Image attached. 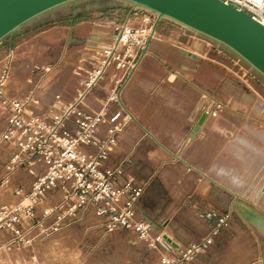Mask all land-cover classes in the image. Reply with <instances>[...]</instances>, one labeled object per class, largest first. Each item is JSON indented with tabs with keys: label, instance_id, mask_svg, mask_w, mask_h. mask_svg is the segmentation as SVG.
I'll return each mask as SVG.
<instances>
[{
	"label": "crops",
	"instance_id": "obj_1",
	"mask_svg": "<svg viewBox=\"0 0 264 264\" xmlns=\"http://www.w3.org/2000/svg\"><path fill=\"white\" fill-rule=\"evenodd\" d=\"M110 1L106 7H87L83 15L74 7L63 26L73 43L112 39L135 6ZM107 11H111L109 22L96 21ZM159 31L162 39L153 38L148 52H139L134 59L135 67L119 86V102H108L115 79L98 83L83 99L87 111L106 104L111 110H123L120 120L126 126L105 167L121 169V183L134 178L135 185L143 187L138 215L151 223L154 234L173 240L161 245L166 253L179 256L229 214L254 236V251L262 254L264 246L256 232L264 233V79L216 41L171 19L164 18ZM16 35H10L12 43ZM72 91L67 102L79 95L82 86ZM205 91L228 107L198 125ZM53 104L35 111L44 113ZM108 128L103 124L100 134ZM1 199L14 198L5 194ZM221 236L214 237L208 264H250L241 257H228L230 250L217 244ZM199 258L192 264H205Z\"/></svg>",
	"mask_w": 264,
	"mask_h": 264
},
{
	"label": "built area",
	"instance_id": "obj_2",
	"mask_svg": "<svg viewBox=\"0 0 264 264\" xmlns=\"http://www.w3.org/2000/svg\"><path fill=\"white\" fill-rule=\"evenodd\" d=\"M225 1L264 24V0ZM164 18L167 17L136 6L128 18L117 25L112 39L97 46L101 50L97 55L98 61L81 84L79 95L63 106L54 103L44 113L35 111L37 98L34 91L22 96L7 95L9 69L7 66L2 69L0 105L4 107L7 121L0 134V146L8 144L14 148L0 183L2 248L33 250L39 240L56 234L64 225L88 212L102 220L107 232L128 229L154 247L168 243L164 234H154L151 223L138 215L136 206L143 187L136 186L134 178L121 183L122 170L105 167V162L119 145V134L126 126L120 120L123 110H111L106 104L98 111H87L83 103L87 93L110 70L115 84L108 102H119V86L135 67L134 59L138 53L145 49L148 52L152 33L159 30ZM124 35L127 38L123 43ZM97 68L102 70L94 74ZM247 72H242V75L246 76ZM227 107L215 94L204 92L202 112L206 113V118L218 116ZM69 122H73L75 127L70 128ZM105 123L109 128L105 135H101L100 128ZM89 147L95 150L90 151ZM22 168L33 179L31 186L18 185L8 190L11 188V174ZM8 193L14 199L2 200ZM54 194H58L60 199H51V203L46 205ZM228 216L221 221L224 222ZM202 245L191 243L179 256L167 253L161 257L160 264H185L194 258Z\"/></svg>",
	"mask_w": 264,
	"mask_h": 264
},
{
	"label": "rangeland",
	"instance_id": "obj_3",
	"mask_svg": "<svg viewBox=\"0 0 264 264\" xmlns=\"http://www.w3.org/2000/svg\"><path fill=\"white\" fill-rule=\"evenodd\" d=\"M109 1L77 0L66 3L22 25L17 32H14L17 37L13 43L11 36L7 37L0 45V72L5 66L9 69L6 82L7 95L22 96L34 91L37 98L35 108L38 111L44 110L52 103L63 106L67 98H70L69 93L74 94L72 90L76 87L80 88L87 80L89 72L94 70L98 61L96 56L101 52L97 46L104 44L102 42L75 44L69 39L67 28L63 26L68 25L71 11L76 5L83 15L87 7H106ZM110 2L124 4L125 7L135 6L128 1L111 0ZM110 14L111 11L99 13L96 21L107 23L110 21ZM39 31L46 32L38 35ZM198 35L208 39L199 32ZM162 37L161 35L160 38ZM216 43L235 59L239 58L225 46ZM240 63L264 79L263 75L243 59H240ZM242 78L246 79L244 76ZM111 79L115 77L108 73L100 82ZM94 109L99 110L96 106ZM6 121L4 107L0 105V134L6 126ZM13 151L14 148L8 144L0 146V183L5 176L6 163ZM10 180L11 188L8 190L18 185L27 188L33 182L24 168L12 173ZM9 195L10 193L6 197ZM51 199L55 201L60 197L54 194L45 204L51 203ZM230 218L228 216L224 222L220 220L215 229L209 230V235L193 242L203 245L194 258L185 264L190 262L192 264L199 257L208 264L206 258L214 243V237L220 236L221 233L223 236L217 244L230 250L227 253L228 257H241L250 264H264V252L259 254L254 251V236L247 234L238 218L233 217L234 220ZM256 234L264 246V233L257 231ZM1 244L0 259L8 264H160L161 257L167 254L161 246L154 247L149 242L141 240L133 230L119 229L107 232L102 220L90 212L79 215L56 234L39 240L33 250L18 248L8 250L2 248ZM242 246H244L243 252L238 253ZM1 261L0 264H3Z\"/></svg>",
	"mask_w": 264,
	"mask_h": 264
},
{
	"label": "water",
	"instance_id": "obj_4",
	"mask_svg": "<svg viewBox=\"0 0 264 264\" xmlns=\"http://www.w3.org/2000/svg\"><path fill=\"white\" fill-rule=\"evenodd\" d=\"M77 0H0V42L35 17ZM225 46L264 76V24L225 0H125ZM145 49L144 52H146ZM206 113L200 117L202 124ZM172 243L169 236H165Z\"/></svg>",
	"mask_w": 264,
	"mask_h": 264
},
{
	"label": "bare ground",
	"instance_id": "obj_5",
	"mask_svg": "<svg viewBox=\"0 0 264 264\" xmlns=\"http://www.w3.org/2000/svg\"><path fill=\"white\" fill-rule=\"evenodd\" d=\"M136 6H139V5H136ZM139 7H142V6H139ZM152 35H153V38L154 39H158V38H160V36H161V34L159 33V31H155V32H153L152 33ZM126 38H127V35H124L123 36V43H124V41L126 40ZM102 43H104V42H102ZM100 70H102V68H97L96 70H95V72H94V74H98L99 72H100ZM2 259H0V261H1ZM1 262H3V264H8L6 261H1Z\"/></svg>",
	"mask_w": 264,
	"mask_h": 264
}]
</instances>
